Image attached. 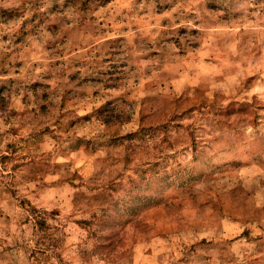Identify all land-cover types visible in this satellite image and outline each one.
Masks as SVG:
<instances>
[{
	"label": "rangeland",
	"instance_id": "1",
	"mask_svg": "<svg viewBox=\"0 0 264 264\" xmlns=\"http://www.w3.org/2000/svg\"><path fill=\"white\" fill-rule=\"evenodd\" d=\"M0 264H264V0H0Z\"/></svg>",
	"mask_w": 264,
	"mask_h": 264
}]
</instances>
